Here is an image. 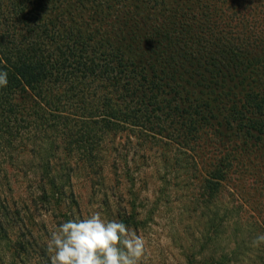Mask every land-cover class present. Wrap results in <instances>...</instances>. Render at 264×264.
I'll use <instances>...</instances> for the list:
<instances>
[{
	"label": "trees",
	"instance_id": "1",
	"mask_svg": "<svg viewBox=\"0 0 264 264\" xmlns=\"http://www.w3.org/2000/svg\"><path fill=\"white\" fill-rule=\"evenodd\" d=\"M247 5L264 8L0 0V149L44 170L59 153L94 167L116 135L137 133L190 152L216 194L239 157L264 154V14Z\"/></svg>",
	"mask_w": 264,
	"mask_h": 264
},
{
	"label": "rangeland",
	"instance_id": "2",
	"mask_svg": "<svg viewBox=\"0 0 264 264\" xmlns=\"http://www.w3.org/2000/svg\"><path fill=\"white\" fill-rule=\"evenodd\" d=\"M54 155L44 170L43 158L12 161L0 149V264H50L58 225L97 210L145 238L142 264H264V243H252L264 234V154L239 157L212 196L190 152L137 133L116 135L94 167Z\"/></svg>",
	"mask_w": 264,
	"mask_h": 264
},
{
	"label": "clouds",
	"instance_id": "3",
	"mask_svg": "<svg viewBox=\"0 0 264 264\" xmlns=\"http://www.w3.org/2000/svg\"><path fill=\"white\" fill-rule=\"evenodd\" d=\"M7 76L0 70V88L7 86ZM252 243L255 247L264 243V234ZM47 250L50 264H142L147 242L122 221L108 219L97 210L59 224Z\"/></svg>",
	"mask_w": 264,
	"mask_h": 264
}]
</instances>
